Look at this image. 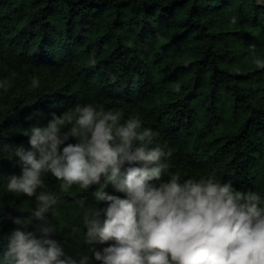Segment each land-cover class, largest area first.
<instances>
[{
  "label": "trees",
  "instance_id": "16d2710c",
  "mask_svg": "<svg viewBox=\"0 0 264 264\" xmlns=\"http://www.w3.org/2000/svg\"><path fill=\"white\" fill-rule=\"evenodd\" d=\"M254 56L264 59V0H0V264L15 219L35 206L6 190L21 173L15 150L31 148L29 129L76 104L138 115L181 179L214 172L264 198V68ZM44 180L59 197L51 238L101 264L91 249L108 245L85 241L80 207H107L95 197L105 178L67 193ZM104 191L125 197L111 183Z\"/></svg>",
  "mask_w": 264,
  "mask_h": 264
},
{
  "label": "clouds",
  "instance_id": "9594fccd",
  "mask_svg": "<svg viewBox=\"0 0 264 264\" xmlns=\"http://www.w3.org/2000/svg\"><path fill=\"white\" fill-rule=\"evenodd\" d=\"M252 62L264 68V59ZM38 86L33 78L31 87ZM26 134L31 148L15 150L21 173L8 176L6 190L34 197L35 206L14 221L20 227L8 237L6 264H90L88 255H69L51 238L57 227L48 214L59 197L46 190L47 174L64 193L105 178L95 197L107 207H80L85 241L108 245L91 249L101 264H264V198L214 172L186 179L169 172L167 154L138 115L124 119L115 108L76 104ZM73 137L77 142H68ZM108 183L125 197L105 192ZM34 220L36 231H27Z\"/></svg>",
  "mask_w": 264,
  "mask_h": 264
}]
</instances>
